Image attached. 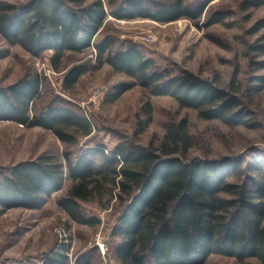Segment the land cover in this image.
<instances>
[{
  "label": "trees",
  "instance_id": "1",
  "mask_svg": "<svg viewBox=\"0 0 264 264\" xmlns=\"http://www.w3.org/2000/svg\"><path fill=\"white\" fill-rule=\"evenodd\" d=\"M215 0H164L153 6L147 0H0V35L10 45H20L34 57L52 51L51 66L64 70L62 85L71 90L92 69L109 64L133 81L114 84L105 102L118 100L138 84L155 95L173 97L180 108H193L205 120L219 119L228 126L248 125L246 108L234 88L237 73L228 87L219 74L205 78L183 68L177 75L154 67L135 42L106 33L109 17L117 20L148 19L168 23L180 18L205 16L204 26L223 23L229 13L209 11ZM264 0H244L243 11L257 8ZM264 29V18L251 32ZM94 46L96 64L75 55ZM254 56L264 54V35L249 46ZM8 52L0 51V58ZM252 57V58H253ZM257 57V56H256ZM80 61V62H78ZM254 69H264V59H251ZM251 93L261 91L264 75H258ZM48 89V78L36 70L0 86V121L10 120L27 127L41 126L68 145L93 133L89 118L67 103L48 100L40 104ZM146 119L137 116V135L153 119L150 99L143 106ZM193 137L183 118L170 124L161 145L129 150L123 145L112 152L105 146L66 150L64 163L43 153L0 169V217L14 208L37 209L66 179L71 181L58 205L70 219L91 227L101 224L88 215L82 202L97 201L106 208L115 198L119 215L111 229L116 240L112 257L116 264H203L214 253L245 262L251 258L264 264V172L242 184L229 182L240 163L232 159H187ZM71 245H56L40 264H96L103 259L98 246L70 262ZM94 251H97L98 259ZM26 264H39L28 262Z\"/></svg>",
  "mask_w": 264,
  "mask_h": 264
},
{
  "label": "rangeland",
  "instance_id": "2",
  "mask_svg": "<svg viewBox=\"0 0 264 264\" xmlns=\"http://www.w3.org/2000/svg\"><path fill=\"white\" fill-rule=\"evenodd\" d=\"M22 3L26 0H7ZM244 0H215L209 11L223 10L229 16L223 23L210 27L204 26L205 16L192 20L180 18L168 23L152 20H116L109 17L107 32L115 33L122 40L137 43L146 56L154 59V67L167 69L177 75L186 68L205 78L221 77L222 84H234L242 107L248 112V125L228 126L219 119H202L193 108H180L177 101L168 95H155L141 84L127 90L115 102H105V95L111 92L114 84L120 81H133L125 74L115 71L109 64L92 69L84 74L71 89L63 88L64 70L58 72L51 66L52 51L40 57H34L20 45H10L0 35V51L8 52L0 58V86H6L20 79L27 71L36 70L48 78L44 98L67 103L86 116L93 126V133L81 137L78 144L68 145L62 142L53 131L41 126L27 127L14 121H0V169L23 160L36 158L43 153L55 155L66 162L64 152L70 150L73 156L90 146H105L112 152L123 145L129 150L146 149L151 144L158 147L164 139L170 124L186 118L193 137L188 158L224 159L230 158L240 163V169L231 175L230 183L242 184L251 177L259 175L254 171L258 161L264 172V86L261 91L251 93L258 75H264V69H254L251 59H264V54L253 57L249 46L264 35V29L251 32L254 24L264 18V4L243 11ZM153 6H161L164 0H147ZM155 34L152 42H136L137 36ZM253 57V58H252ZM75 59L91 61L96 64L93 47L77 54ZM78 61V62H80ZM150 99L153 107V119L143 133L137 135V116L146 119L143 106ZM71 181L66 179L62 190L55 192L43 206L37 209L14 208L0 217V264H26L37 262L56 243L71 245L70 262L77 256L95 246L103 259L99 260L94 251L96 264H116L112 257V246L116 240L111 237L120 210V202L113 199L106 208L97 201L82 202V208L88 215L101 219L96 227L79 224L58 205V199L65 195ZM100 245H103L101 247ZM203 264H259L251 258L245 262L223 254H212Z\"/></svg>",
  "mask_w": 264,
  "mask_h": 264
},
{
  "label": "built area",
  "instance_id": "3",
  "mask_svg": "<svg viewBox=\"0 0 264 264\" xmlns=\"http://www.w3.org/2000/svg\"><path fill=\"white\" fill-rule=\"evenodd\" d=\"M155 40V34H148V35H142V36H137L136 38H135V41L136 42H152V41H154ZM93 47V49L95 50V52H96V49H95V47L94 46H92ZM87 117H88V115H87ZM89 118V117H88ZM101 247H103V245H100Z\"/></svg>",
  "mask_w": 264,
  "mask_h": 264
},
{
  "label": "crops",
  "instance_id": "4",
  "mask_svg": "<svg viewBox=\"0 0 264 264\" xmlns=\"http://www.w3.org/2000/svg\"><path fill=\"white\" fill-rule=\"evenodd\" d=\"M117 20V19H116ZM3 216V215H2Z\"/></svg>",
  "mask_w": 264,
  "mask_h": 264
}]
</instances>
